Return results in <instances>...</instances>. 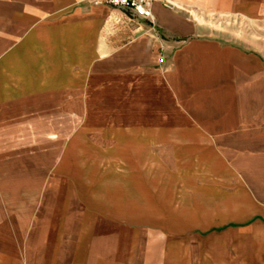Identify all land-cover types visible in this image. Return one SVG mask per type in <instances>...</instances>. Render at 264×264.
<instances>
[{
    "label": "rangeland",
    "instance_id": "obj_1",
    "mask_svg": "<svg viewBox=\"0 0 264 264\" xmlns=\"http://www.w3.org/2000/svg\"><path fill=\"white\" fill-rule=\"evenodd\" d=\"M170 10L72 8L0 43L22 62L0 66V206L44 238L53 215L42 264H264V76L201 79L190 52L217 37L264 66V14Z\"/></svg>",
    "mask_w": 264,
    "mask_h": 264
},
{
    "label": "crops",
    "instance_id": "obj_2",
    "mask_svg": "<svg viewBox=\"0 0 264 264\" xmlns=\"http://www.w3.org/2000/svg\"><path fill=\"white\" fill-rule=\"evenodd\" d=\"M170 1L173 3V7H191L213 15L253 16L264 14V0ZM87 2L88 0H0V43H17L16 41L20 39L19 37L28 28V23L46 17L49 20L54 19L57 14H65L72 8L79 10L81 7H85L86 11L95 17L102 16L113 9L135 17L120 8L107 4L88 5ZM172 13L170 8L165 7L160 1H156L153 5V19L136 18L143 20V24L149 28L155 29L156 21L162 28V16L172 15ZM196 30L199 31L200 28L197 27ZM175 31L177 32L176 29ZM190 40L191 58L196 64L197 75L201 79H212L214 82H219L221 79L223 82L237 67L238 71L245 76L247 71L257 72L256 74L260 77L264 76V66L261 63L251 61L252 57H249V60L246 59V56L252 55L262 62L260 56L253 52H247L241 45L224 42L217 37H192ZM21 63L20 59L12 55H6L0 59V66L5 67L3 72L8 76H13L11 71L20 69ZM7 65L11 68L8 69ZM16 92L13 93L16 94ZM220 93L223 94L224 91H220ZM223 97H219V95L215 97L214 102L216 104L214 109L215 112L219 113L216 114L225 115L218 124L229 126L228 130H231L236 122L234 116L228 111V107L220 106V102L224 103L226 101ZM8 124L20 127L22 120L20 121L16 117L14 120L10 118ZM207 126H209L208 123ZM8 154L7 151L0 150V171L1 165L6 162L7 156L12 157V155ZM46 217L44 222L46 225L41 227L42 231H46V237L44 238L40 236L38 221L30 225L29 222L23 221L22 214L11 216V213L7 214L5 209L0 206V264H42L43 261L40 260L41 255L37 254V249L39 246L44 245L48 248L52 240L49 235L54 232L53 215L51 216L49 212Z\"/></svg>",
    "mask_w": 264,
    "mask_h": 264
},
{
    "label": "built area",
    "instance_id": "obj_3",
    "mask_svg": "<svg viewBox=\"0 0 264 264\" xmlns=\"http://www.w3.org/2000/svg\"><path fill=\"white\" fill-rule=\"evenodd\" d=\"M112 7L128 11L131 15L139 18L153 19V5L160 1L165 7L171 8L173 3L170 0H99Z\"/></svg>",
    "mask_w": 264,
    "mask_h": 264
},
{
    "label": "bare ground",
    "instance_id": "obj_4",
    "mask_svg": "<svg viewBox=\"0 0 264 264\" xmlns=\"http://www.w3.org/2000/svg\"><path fill=\"white\" fill-rule=\"evenodd\" d=\"M48 50H49V49H48ZM51 51H52V50H51ZM28 63H29V62H28ZM29 64H30V63H29ZM29 64H28V65H29ZM32 86H34V85H32ZM41 86H42V85H41ZM35 87H36V86H35Z\"/></svg>",
    "mask_w": 264,
    "mask_h": 264
}]
</instances>
